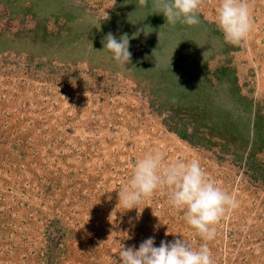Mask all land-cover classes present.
Returning a JSON list of instances; mask_svg holds the SVG:
<instances>
[{
  "label": "rangeland",
  "instance_id": "obj_1",
  "mask_svg": "<svg viewBox=\"0 0 264 264\" xmlns=\"http://www.w3.org/2000/svg\"><path fill=\"white\" fill-rule=\"evenodd\" d=\"M246 2L234 45L220 0H201L193 26L153 0H0V240H202L166 187L119 204L154 150L198 160L235 197L213 240H264V0ZM109 32L129 36L131 63L103 50ZM142 242L0 241V264H121ZM186 242L214 264H264V241Z\"/></svg>",
  "mask_w": 264,
  "mask_h": 264
},
{
  "label": "clouds",
  "instance_id": "obj_2",
  "mask_svg": "<svg viewBox=\"0 0 264 264\" xmlns=\"http://www.w3.org/2000/svg\"><path fill=\"white\" fill-rule=\"evenodd\" d=\"M145 2L139 0L140 5ZM200 5L201 0H153L156 13H162L167 24L178 21L189 26L199 24ZM216 24L226 42L234 45L245 42L252 28L246 0H220ZM101 43L103 50H107L120 65L131 63L130 38L126 33L117 39L109 32ZM163 159L162 152L154 150L135 162L130 180L118 191L119 204L128 210L137 208L143 199L166 187L169 205L183 210L184 219L203 241L213 240L216 235L214 225L227 210L238 206L235 197L207 178L198 160H179L164 165ZM154 245V237H149L138 249L123 247L119 253L121 264H214L207 243L194 248L184 239H175L171 242L162 240L159 247Z\"/></svg>",
  "mask_w": 264,
  "mask_h": 264
}]
</instances>
